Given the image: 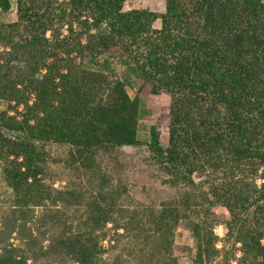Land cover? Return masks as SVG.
Instances as JSON below:
<instances>
[{"label":"trees","instance_id":"obj_1","mask_svg":"<svg viewBox=\"0 0 264 264\" xmlns=\"http://www.w3.org/2000/svg\"><path fill=\"white\" fill-rule=\"evenodd\" d=\"M125 2L0 0L1 13L15 7L18 16L11 26L16 39L8 40L9 48L16 57L29 50L32 56L23 62V70L13 69L18 74L16 83L0 75V99L25 108L21 122L9 117L13 122L0 127L7 133L4 137L0 132L4 141L0 148L15 157L7 164L5 177L20 199L23 186L41 176L45 159L36 153L33 141H54L68 149L64 160L71 175L63 191L73 187L77 173L93 172L90 201L84 208L73 205L80 199L77 191L71 189L67 195L75 213L83 211L77 222L89 231L84 235L87 243L72 242L83 235L64 234L55 246H63L75 264L96 260L90 243L102 227L115 223L119 228L115 211L121 197L107 192L104 180L99 182L101 170L93 168L96 158L106 154L120 165L124 148L143 146L137 138L140 98L130 99L126 89L133 83L113 74L111 61L132 65L130 75L141 90L167 94L172 100L168 141L164 145L156 128L151 129L147 167L171 181L194 184L197 163L204 164L207 176L198 185L208 186L210 196L204 192L197 196L203 206L224 207L233 224L251 213L263 227L264 185H217L212 178L224 163L241 172L252 165L264 166V0H166L162 15L145 10L124 13ZM156 22L160 29H155ZM31 94L32 103L26 98ZM32 187L23 195L27 200L15 205L16 211L29 204L44 206L50 198L40 186ZM181 197L180 205L161 212L156 232L168 235L188 221L185 212L193 208L188 204L196 197ZM124 208H118L119 218L130 227L138 217ZM57 228L51 225L53 231ZM259 237L256 247L245 244V254L264 260ZM170 248L168 243L165 249ZM14 253L0 256V264H27Z\"/></svg>","mask_w":264,"mask_h":264},{"label":"rangeland","instance_id":"obj_2","mask_svg":"<svg viewBox=\"0 0 264 264\" xmlns=\"http://www.w3.org/2000/svg\"><path fill=\"white\" fill-rule=\"evenodd\" d=\"M64 1L60 0V2ZM165 8L166 0H126L123 12L145 10L162 15L165 13ZM17 21L15 7L9 13L0 12V75H5L15 83L18 74L13 69L23 70V62L30 61L32 57H29L31 53L29 49V52H18L16 57L15 52L8 46V40L16 39L12 34L11 26ZM154 27L160 29V22H156ZM48 36L50 37L49 34ZM14 57L16 59H13ZM102 60L103 58H100L99 62L101 63ZM111 62L113 74H117L123 80L129 79L133 83L132 88L126 89L130 99L135 100L137 96L140 98L137 138L143 146L124 148L120 152V165L106 154H100L93 165V168L98 170L100 168L99 182L105 181L106 191L118 198L121 197L115 211L119 228L116 229L115 223H109L93 235L92 243H90V247H95L96 252V260L94 259L93 264H167L172 260H175L177 264H264L262 258L255 260L252 255L245 254L247 250L245 244L256 247L258 236H261L259 237L260 245L264 247V215L260 222L263 227L256 224L251 213H246L239 223L233 224L229 212L224 207L219 205L211 207L208 204L203 206L202 200L197 196L203 192L210 194L208 186L199 187L198 185L203 179L201 177L207 176V172H203L204 164L197 163L198 168L193 172L194 184L171 181L168 177H162L163 174L154 168L147 167L145 158L149 153L146 144L150 141L151 129L156 128L164 145L168 141L172 100L167 94L155 96L149 92L148 88L141 90V84L130 75L132 65H123L119 61ZM85 67L89 68L90 64L86 63ZM38 77H40L39 74ZM20 90L23 89L20 88ZM26 98L32 103L35 96L31 94ZM24 110V107H18L5 98H1L0 127H6L7 121L13 122L8 120L9 117H15L21 122ZM31 124L33 125V122ZM0 132L4 137L7 136L4 128H1ZM3 142L0 141V147ZM33 144L39 150L36 153H42L45 162H42V174L36 181H28L29 186L21 183L24 185V190L20 199L16 197L5 177L7 164L9 161L15 162V157L13 154L7 155L0 148V256L16 251L14 253L16 257L26 259L27 264H75V260H71V256L63 249V246H55L60 244L57 243L60 235L79 234L83 237L89 235L82 221L77 222V217H80L83 211L77 215L74 209L84 208L90 201L88 192L92 191V187L89 184V176L93 172L89 170L90 172L85 174L82 171V174L77 173L74 176L71 189L77 191L80 199L73 201L75 208H71V204L67 202L71 200L67 197L71 189L63 191L71 175L69 165L64 160L68 149L54 141L49 143L33 141ZM18 162L23 163L22 158ZM253 166L241 172L224 163L216 178L212 179L217 185L222 182L232 185L244 182L248 186L255 184L259 188L264 185V166L261 168ZM118 167H123L124 171H118ZM38 186L43 194H48L50 197L46 198L44 206L32 208L30 207L32 204H29L16 211L15 205H21L22 199L27 200L23 195L28 194V189ZM185 194L196 197L188 204L190 208H193L185 212V216L189 217L188 221L181 223L168 235H164L166 231L156 232L161 212L180 205L178 203L181 196ZM62 205H64L63 208H61ZM120 207H125L124 209L134 212V215L138 217L130 227H126L122 218H119L118 208ZM53 223L58 227L56 231L51 229ZM79 223L82 224L78 225ZM227 224L228 227L225 226ZM83 237L78 238L79 240L74 239L72 242L87 243V239ZM65 243L68 244L67 241ZM157 243L160 246L157 247ZM168 243L171 248L166 250Z\"/></svg>","mask_w":264,"mask_h":264}]
</instances>
